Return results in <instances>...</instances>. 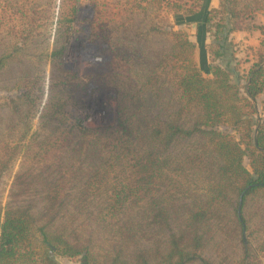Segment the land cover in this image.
Listing matches in <instances>:
<instances>
[{
    "label": "trees",
    "instance_id": "1",
    "mask_svg": "<svg viewBox=\"0 0 264 264\" xmlns=\"http://www.w3.org/2000/svg\"><path fill=\"white\" fill-rule=\"evenodd\" d=\"M66 1L68 7L49 27L56 26L58 34L55 60L79 14V0ZM198 1L125 0L121 10L135 14L137 9L144 17L193 15ZM228 2L208 18L213 43L206 76L187 32L150 26L169 37L167 52L145 74L144 87L152 83L153 92L133 96L115 127H80L86 140L74 154L82 155L94 172L79 193H62V181L44 178L52 188L39 197L44 206L34 200L0 203V264H60L59 259L77 264H264V39L246 72L231 66L229 36L246 10L239 13L238 1ZM127 21L100 19L94 36L110 43L115 59L123 54L133 66L143 60L130 46L139 33L134 38L116 35ZM6 58H0V69ZM32 71L28 67L25 73ZM163 72L174 79L171 88ZM76 78L73 74L58 85L73 92L77 87L70 79ZM36 86L29 79L28 90ZM34 103L25 101L23 118ZM52 114L49 119L57 120ZM15 152L0 149V180ZM72 177L75 181L78 174ZM18 184L24 183L18 178ZM81 225L89 231H80ZM96 232L107 234L109 244H96Z\"/></svg>",
    "mask_w": 264,
    "mask_h": 264
},
{
    "label": "rangeland",
    "instance_id": "2",
    "mask_svg": "<svg viewBox=\"0 0 264 264\" xmlns=\"http://www.w3.org/2000/svg\"><path fill=\"white\" fill-rule=\"evenodd\" d=\"M124 2L79 0V14L71 38L61 57L55 60L58 34L56 26L49 27L52 21L57 20L58 13L68 7L67 1L0 0V58L7 56L0 69V149L3 146L9 150L16 148L0 180L1 205L27 204L34 200L38 207L44 206L39 197L52 189L44 178L52 183L57 179L62 181V193L70 196L79 193L84 188L83 183L94 172L82 155L74 154L80 143L83 146L86 140L82 138L80 127L90 130L115 127L123 111L130 108L133 96L140 93L149 97L147 92H153L152 83L144 87L145 74L167 52L169 37L150 31V26L155 25L159 32H166L170 25L175 28L177 20L161 13L144 17L135 8V14L127 13L121 10ZM100 19H129L127 26L116 29V35L125 33L134 38L139 33L140 36L130 42V46L139 50L143 60L131 66L123 59V54L121 59H115L110 43L94 36V27ZM15 47L23 51L18 53ZM28 67L33 68L30 75L25 73ZM199 68L204 72L205 67L201 65ZM73 74H77V78L70 79V82L73 88H77L73 92H65L58 82L72 78ZM162 76L168 80L166 87L171 88L174 85L172 76L167 72ZM29 79L36 82V88L28 90ZM90 85H94V89L89 95ZM99 89L108 91L100 107L97 105ZM27 96L35 103L25 119ZM52 113H57V120L49 119ZM2 155L4 159L8 158ZM99 164L98 161L96 165ZM246 164H249L248 160ZM116 172H112L110 177ZM75 173L78 177L74 181L72 176ZM18 178L24 184H18ZM69 209L72 210L73 205ZM81 222L83 216L76 221L78 225ZM79 229L87 230L83 233L89 231L86 225ZM95 237L96 244L103 247L109 244L107 234L96 232ZM262 261L264 263V258ZM59 262L77 264L70 260L59 259Z\"/></svg>",
    "mask_w": 264,
    "mask_h": 264
},
{
    "label": "crops",
    "instance_id": "3",
    "mask_svg": "<svg viewBox=\"0 0 264 264\" xmlns=\"http://www.w3.org/2000/svg\"><path fill=\"white\" fill-rule=\"evenodd\" d=\"M236 1L240 5L236 8L238 12L240 13L241 8H245L246 13L245 15L241 13L240 22L230 33L227 52L233 56L231 66L242 74L256 62L257 52L264 39L260 28L264 26V0ZM223 3L227 5L229 2L228 0H199L193 15L166 13L169 18L177 20L174 23L175 28L187 32L195 44V60L198 67L202 65L204 69H209L213 39L208 32V18L211 12L220 9Z\"/></svg>",
    "mask_w": 264,
    "mask_h": 264
},
{
    "label": "water",
    "instance_id": "4",
    "mask_svg": "<svg viewBox=\"0 0 264 264\" xmlns=\"http://www.w3.org/2000/svg\"><path fill=\"white\" fill-rule=\"evenodd\" d=\"M99 95L97 96V105L100 107V104L103 102V100H105L106 94L108 93V91L106 90H98Z\"/></svg>",
    "mask_w": 264,
    "mask_h": 264
},
{
    "label": "flooded vegetation",
    "instance_id": "5",
    "mask_svg": "<svg viewBox=\"0 0 264 264\" xmlns=\"http://www.w3.org/2000/svg\"><path fill=\"white\" fill-rule=\"evenodd\" d=\"M97 87H98V86H97ZM93 89H94V85H90V86L88 87L87 93L90 95L91 92L93 91ZM100 90H101V89H100Z\"/></svg>",
    "mask_w": 264,
    "mask_h": 264
},
{
    "label": "bare ground",
    "instance_id": "6",
    "mask_svg": "<svg viewBox=\"0 0 264 264\" xmlns=\"http://www.w3.org/2000/svg\"><path fill=\"white\" fill-rule=\"evenodd\" d=\"M94 70V69H93Z\"/></svg>",
    "mask_w": 264,
    "mask_h": 264
}]
</instances>
